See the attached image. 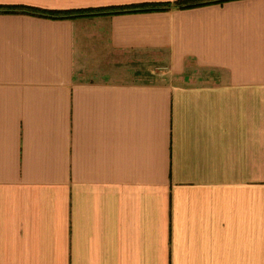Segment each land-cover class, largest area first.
Returning <instances> with one entry per match:
<instances>
[{
    "label": "crops",
    "instance_id": "obj_1",
    "mask_svg": "<svg viewBox=\"0 0 264 264\" xmlns=\"http://www.w3.org/2000/svg\"><path fill=\"white\" fill-rule=\"evenodd\" d=\"M178 1L0 0V264H264V0Z\"/></svg>",
    "mask_w": 264,
    "mask_h": 264
},
{
    "label": "trees",
    "instance_id": "obj_2",
    "mask_svg": "<svg viewBox=\"0 0 264 264\" xmlns=\"http://www.w3.org/2000/svg\"><path fill=\"white\" fill-rule=\"evenodd\" d=\"M187 0H180L178 1V5L182 6V4L184 2H186ZM218 1V0H217ZM225 0H219V2H222ZM9 8V7H8ZM171 8L170 4H165L163 6H158V7H151V8H147L148 10H165V9H169ZM3 10H5L4 8H1ZM14 9V8H13ZM5 11H14V10H8L6 9ZM125 11H131V9H124V8H119V7H102V8H98L97 10H67V11H62V10H58V11H48V16H52V17H60V18H65V17H73L75 15H93V14H99V13H109V14H117V13H122ZM46 12V11H45Z\"/></svg>",
    "mask_w": 264,
    "mask_h": 264
},
{
    "label": "rangeland",
    "instance_id": "obj_3",
    "mask_svg": "<svg viewBox=\"0 0 264 264\" xmlns=\"http://www.w3.org/2000/svg\"><path fill=\"white\" fill-rule=\"evenodd\" d=\"M159 70H160V68H158V72H159V73H161ZM157 77H158V78H161V77H160V76H158V75H157Z\"/></svg>",
    "mask_w": 264,
    "mask_h": 264
}]
</instances>
